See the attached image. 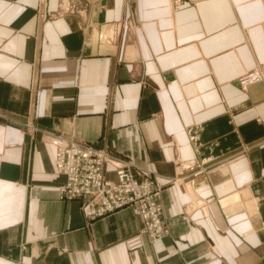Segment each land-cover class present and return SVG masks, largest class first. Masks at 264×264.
I'll use <instances>...</instances> for the list:
<instances>
[{
  "label": "crops",
  "instance_id": "1",
  "mask_svg": "<svg viewBox=\"0 0 264 264\" xmlns=\"http://www.w3.org/2000/svg\"><path fill=\"white\" fill-rule=\"evenodd\" d=\"M262 64V0H0V264H264ZM53 136L151 170L168 233L61 198Z\"/></svg>",
  "mask_w": 264,
  "mask_h": 264
},
{
  "label": "built area",
  "instance_id": "2",
  "mask_svg": "<svg viewBox=\"0 0 264 264\" xmlns=\"http://www.w3.org/2000/svg\"><path fill=\"white\" fill-rule=\"evenodd\" d=\"M258 75L260 73L250 70L239 78V82L246 85ZM51 142L56 146L57 172L66 177L65 184L60 188L64 197L82 199L80 207L91 218L126 206H132L141 216L140 230L123 239L128 251L133 252L143 247V235L150 241H155L168 233L157 200L160 186L154 183L145 170L141 171L137 167L134 171L129 161L120 160L112 156L110 151L88 142L63 136H53ZM105 161L116 165L114 180L103 176Z\"/></svg>",
  "mask_w": 264,
  "mask_h": 264
},
{
  "label": "rangeland",
  "instance_id": "3",
  "mask_svg": "<svg viewBox=\"0 0 264 264\" xmlns=\"http://www.w3.org/2000/svg\"><path fill=\"white\" fill-rule=\"evenodd\" d=\"M183 0H174V2H175V4L177 5V4H180L181 2H182ZM263 2H264V0H262ZM256 66H258L257 64H256ZM262 67H264V64H262ZM259 68V66L258 67H255V66H253L252 68H250V69H248V70H246L245 72H243L239 77H238V79L242 76V75H245L247 72H249L250 70H254V72L255 73H260V68ZM259 76V78H258V80L256 81V82H262L263 81V79H261L260 78V75H258ZM257 77V76H256ZM254 82V81H253ZM252 82V83H253ZM244 87H246V86H244ZM243 87V88H244ZM53 144V143H52ZM54 145V144H53ZM55 146V145H54ZM55 148H56V146H55ZM110 154L112 155V156H114L115 157V155L114 154H112L111 152H110ZM55 160H56V152H55ZM120 160H126V159H120ZM127 161H129V160H127ZM110 163V164H112V165H114V166H116L115 165V163H113V162H111V161H105L104 163ZM130 162V161H129ZM104 163H103V165H104ZM131 164H132V169L134 168V169H136L138 166H136L135 164H133L132 162H130ZM139 169H141V171L142 170H145L152 178H153V181H154V183L155 184H157V185H159L160 186V193H159V195L157 196V200H158V202H159V204H160V206H161V216H162V220H164L165 221V219H164V217H163V215H162V205H161V202H160V200H159V196H160V194H161V188H162V186L158 183V181H157V176L156 175H153V172L151 171V170H148V169H143V168H140L139 167ZM55 171H56V174H58V175H60V176H62L63 178H64V183L61 185V186H63L64 184H65V182H66V177L63 175V174H60V173H58L57 172V168H56V163H55ZM61 186H59L58 187V191H59V194H60V197L61 198H63V199H67V200H75V201H77L78 203H79V205H81V203L83 202V200L82 199H80V198H78L77 197V199L76 198H67L66 196L64 197L63 195H62V193H61V190H60V188H61ZM126 207H130V208H132L134 211H135V213L137 214V212H136V210L132 207V206H126ZM81 208V207H80ZM122 208H125V207H121V208H116V209H114V210H112V211H110V212H108V213H106L105 215H107V214H110V213H112V212H115V211H117V210H120V209H122ZM105 215H103V216H105ZM138 215V214H137ZM139 216V215H138ZM89 217V216H88ZM99 217H102V216H98V217H95V218H99ZM90 219H95V218H91V217H89ZM139 218L141 219V216H139ZM166 224V223H165ZM141 226H142V220H141ZM141 226H140V228H141ZM140 228L137 230V231H139L140 230ZM136 231V232H137ZM135 233V232H134ZM130 234H133V233H130ZM129 234V235H130ZM126 237V236H125ZM124 237V238H125ZM164 237V236H163ZM162 238V237H161ZM161 238H159V239H161ZM158 239V240H159Z\"/></svg>",
  "mask_w": 264,
  "mask_h": 264
},
{
  "label": "bare ground",
  "instance_id": "4",
  "mask_svg": "<svg viewBox=\"0 0 264 264\" xmlns=\"http://www.w3.org/2000/svg\"><path fill=\"white\" fill-rule=\"evenodd\" d=\"M251 71H254V70H251ZM259 76L255 77V80H252L250 82H248V84H251L253 81L256 82L258 80ZM260 78L263 79V76L260 74ZM238 81V84L241 86V87H244V86H247L248 84L246 85H241L240 82H239V79L237 80ZM253 82V83H254Z\"/></svg>",
  "mask_w": 264,
  "mask_h": 264
}]
</instances>
